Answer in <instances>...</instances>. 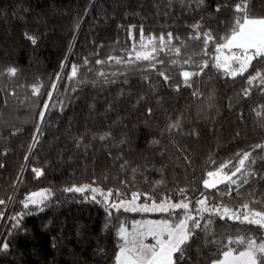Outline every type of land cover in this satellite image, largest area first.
<instances>
[{"label": "trees", "instance_id": "16d2710c", "mask_svg": "<svg viewBox=\"0 0 264 264\" xmlns=\"http://www.w3.org/2000/svg\"><path fill=\"white\" fill-rule=\"evenodd\" d=\"M243 2L249 17L264 18V0ZM238 3L0 0V244H8L0 264H115L121 225L131 230L145 217L184 216L183 209L106 211L101 196L66 188L111 191L110 201L137 193L143 203L194 205L207 197L210 206L264 211V148L256 147L264 145V85L247 82L264 74V58L236 77L212 66L216 41L243 15L234 10ZM203 33L214 38L207 46ZM149 38L154 58L136 60ZM183 71L194 73L188 84ZM245 152L250 157L232 177L236 183L203 187L209 171L226 161L232 164L224 171L234 170ZM43 190L51 193L46 201L24 208L27 196ZM202 215L193 214L201 226L182 246L183 256L175 254L176 264H212L229 238L264 236L255 225L215 215L207 223L208 213Z\"/></svg>", "mask_w": 264, "mask_h": 264}, {"label": "snow or ice", "instance_id": "6c2138e0", "mask_svg": "<svg viewBox=\"0 0 264 264\" xmlns=\"http://www.w3.org/2000/svg\"><path fill=\"white\" fill-rule=\"evenodd\" d=\"M219 10V9H217ZM235 12L243 13L242 16H237L234 20V24L229 34L221 37L220 41L215 43V55L212 57L213 67L217 70L223 71L225 75L236 77L242 76L248 68L252 65V61L256 59L264 58V18H252L247 14L246 2L238 3L235 5ZM199 25H194L193 29L196 31L199 29ZM204 43L207 46L214 38L210 33H203ZM27 36V34H26ZM196 39L201 38V34H197ZM27 39L31 40L33 44L36 43V39L32 36H27ZM143 33H141V40L143 41ZM161 44L164 43L165 37H159ZM168 42L172 40L171 34H168ZM148 45H153L152 49L148 50ZM142 51L135 53L136 60L151 61L156 51L154 41L149 38L147 44L142 43ZM163 50V49H161ZM179 53V49H176ZM207 55V51L205 50ZM121 61L117 60V63ZM101 63V61H97ZM175 63V62H174ZM63 67V65H62ZM209 67L207 61H205L201 67ZM77 66H73L71 70V77H75L77 74ZM8 74L14 76L16 74L15 68H9ZM199 73H195L198 75ZM167 81L168 76L164 73H160ZM194 73L183 71L182 76L185 84H188L191 76ZM70 77V78H71ZM254 81H258L261 85H264V74L257 72L255 75H250L247 78L249 85H252ZM55 88V85H53ZM245 94L248 93V89H245ZM39 89L34 88L33 93L38 94ZM48 108V105H44ZM41 120L44 118V113L40 114ZM39 131V128L37 129ZM36 139V137H34ZM104 139V137H101ZM256 147L264 148V145H257ZM240 156L238 165H233L234 170L225 172V169L229 168L232 161H226L221 164L216 170L209 171L207 173L208 179L202 181L205 189H215L219 183L228 182L230 184L236 183L232 177L240 173L245 166V162L249 160L250 153L237 154ZM27 159V157H26ZM32 171L36 177L42 175V170L33 168ZM66 192H78L84 193L90 191L92 193L91 199L95 200L99 195L103 198L102 203L105 206V210L115 209L119 211L123 209L128 211H157V212H170L177 209L184 210L183 218L177 217L178 222L170 223L168 220L161 221H149L143 224L139 221L133 224L132 230L129 232L123 225L118 229V238L123 243L118 244V252L115 256V264H176L174 260L175 254L179 253L183 256V245L189 240L194 228H200V220L191 214L189 202L180 201L172 203L170 200H164L159 203L153 202L151 207L147 205L136 206L135 201L139 198L140 194L132 193V200H118L109 202V198L113 196L111 191L102 192L98 188L90 187L88 185L82 187H72L64 189ZM183 193V190H181ZM51 193L48 190L32 193L23 201L24 208H28L29 205L38 206L46 201ZM117 197L120 196L119 192H116ZM203 195V194H202ZM4 202L0 200V204ZM199 207L195 211L200 214L201 219H205L203 213H208L207 223H211V217L213 215L219 216L220 219H228L237 221L241 224L255 225L260 229H264V211L252 209L249 204H243L239 208L233 209L227 205H212L209 206L208 199H200L196 202ZM41 211L43 209H40ZM111 215V213H109ZM15 219V217H13ZM189 221L192 222L189 227ZM18 227V225H14ZM207 227V224L205 225ZM147 236H151L155 240V244H146L144 239ZM236 244L242 246L241 248H234L231 245ZM8 244H0V251H6ZM178 259V258H177ZM212 264H264V236L259 240L253 236L238 237L235 240L229 238L224 245V250L220 254V258L214 260Z\"/></svg>", "mask_w": 264, "mask_h": 264}, {"label": "rangeland", "instance_id": "374dc122", "mask_svg": "<svg viewBox=\"0 0 264 264\" xmlns=\"http://www.w3.org/2000/svg\"><path fill=\"white\" fill-rule=\"evenodd\" d=\"M143 50V49H142ZM141 50V51H142ZM140 51V50H139ZM102 200H103V198H102ZM101 200V201H102ZM132 200V198L131 199H129L128 201H131ZM112 201H118V200H112ZM112 201H110V199H109V202H112ZM198 201V200H197ZM196 201V202H197ZM172 203H177V202H172ZM103 204V203H102ZM135 204H136V206H142V205H147V206H149V207H151V205H152V203H150V204H148V203H143L141 200H140V196H139V198L135 201ZM189 205H190V211H191V214L193 215H200V214H198L196 211H195V209L196 208H198L199 207V205L197 204V203H195L194 205H191V203H189ZM209 206H210V204H209ZM113 210H115V209H113ZM120 210H123V209H120ZM177 210H180V209H177ZM177 210H175V211H177ZM124 211V210H123ZM171 211V210H170ZM174 211V212H175ZM128 212H139V213H146V214H151V215H156V214H160V213H165V212H157V211H148V212H142V211H128ZM171 212H173V211H171ZM183 218V217H182ZM199 219V218H198ZM161 220H164L163 218H161L160 216H153V217H145V218H143V219H140V220H138L139 222H141L142 224L144 223V222H149V221H152V222H155V221H161ZM170 223H176V222H174V219H173V221H170V220H168ZM137 222V221H136ZM135 223V222H134ZM133 223V224H134ZM189 223V222H188ZM133 224H132V227H133ZM131 227V228H132ZM132 230V229H131ZM144 243H146V244H155V240L151 237V236H147V237H145V239H144Z\"/></svg>", "mask_w": 264, "mask_h": 264}, {"label": "crops", "instance_id": "0c3cea01", "mask_svg": "<svg viewBox=\"0 0 264 264\" xmlns=\"http://www.w3.org/2000/svg\"><path fill=\"white\" fill-rule=\"evenodd\" d=\"M129 232L131 231V230H128Z\"/></svg>", "mask_w": 264, "mask_h": 264}]
</instances>
